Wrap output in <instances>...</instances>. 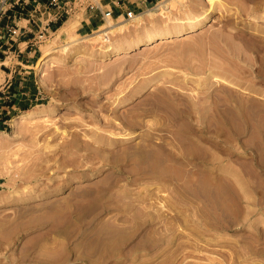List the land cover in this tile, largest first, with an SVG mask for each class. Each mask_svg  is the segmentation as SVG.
Returning a JSON list of instances; mask_svg holds the SVG:
<instances>
[{
  "label": "rangeland",
  "instance_id": "obj_1",
  "mask_svg": "<svg viewBox=\"0 0 264 264\" xmlns=\"http://www.w3.org/2000/svg\"><path fill=\"white\" fill-rule=\"evenodd\" d=\"M162 1L2 61L0 264H264V0Z\"/></svg>",
  "mask_w": 264,
  "mask_h": 264
},
{
  "label": "built area",
  "instance_id": "obj_2",
  "mask_svg": "<svg viewBox=\"0 0 264 264\" xmlns=\"http://www.w3.org/2000/svg\"><path fill=\"white\" fill-rule=\"evenodd\" d=\"M94 0H0V66L12 50L21 54V40H26V46L37 48L39 43L53 34L56 26L64 25L70 18L84 8L92 9ZM28 6H34L28 18L23 17V11ZM132 14L129 15V17ZM26 22V26L19 25ZM3 55V58H2Z\"/></svg>",
  "mask_w": 264,
  "mask_h": 264
},
{
  "label": "crops",
  "instance_id": "obj_3",
  "mask_svg": "<svg viewBox=\"0 0 264 264\" xmlns=\"http://www.w3.org/2000/svg\"><path fill=\"white\" fill-rule=\"evenodd\" d=\"M39 1L44 3L48 0ZM153 1L154 0H100L99 2L93 1L92 9L86 8V3L84 5L85 7L78 12L79 23L77 31L84 35L90 34L100 28L103 21L107 23L108 18L112 20L129 17L130 14L144 11ZM19 25L24 27L26 23L20 22ZM21 41V45L26 43V40Z\"/></svg>",
  "mask_w": 264,
  "mask_h": 264
},
{
  "label": "bare ground",
  "instance_id": "obj_4",
  "mask_svg": "<svg viewBox=\"0 0 264 264\" xmlns=\"http://www.w3.org/2000/svg\"><path fill=\"white\" fill-rule=\"evenodd\" d=\"M215 0H210V7L212 9L215 8ZM172 7V4L170 3L169 0H163L162 2H160L154 9L152 10H149L147 12V16L150 20H157L156 18H165L166 17V14H167V11ZM144 15H141L138 17L137 20H133V23L131 24H134L135 26L137 27H141L143 25L146 24V18H145ZM209 16H210V13H205L203 14L201 17L198 18V21L192 25V29H195L197 28L198 26H200L201 24H203L204 21L208 20L209 19ZM153 22V21H152ZM156 22V21H155ZM108 27L109 28H113L114 27V24L111 22V20L108 18ZM155 24V23H154ZM127 25V24H126ZM69 24L68 23H65V25H63L59 30H58V33L59 34L58 36L60 37V35H67L68 36V31H69ZM126 29V28H125ZM180 32H177L175 33L173 36H178ZM169 35L168 32H159V33H150L148 35H145L144 37H142L141 39L135 41L132 45H130L129 48H126V49H118L116 52H120V50H131L132 48H137V47H141L143 45H146V44H149V43H153L157 40H163L164 38H166L167 36ZM87 38L85 37L84 40H86ZM99 39V38H98ZM101 40L103 38H100ZM84 40H81V42H68L67 44H65V46H63L64 49H67L71 46H76L78 44H82V42L84 43L85 41ZM95 40V39H94ZM97 42L100 41V40H96ZM62 47H57V48H52V49H49L47 51H45V53L43 54V57L40 59V64H42L54 51L60 49Z\"/></svg>",
  "mask_w": 264,
  "mask_h": 264
}]
</instances>
